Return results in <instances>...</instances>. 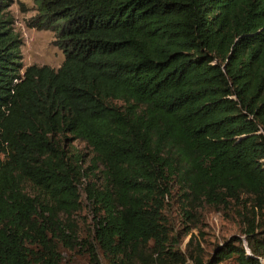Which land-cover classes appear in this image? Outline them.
Segmentation results:
<instances>
[{
	"label": "trees",
	"instance_id": "16d2710c",
	"mask_svg": "<svg viewBox=\"0 0 264 264\" xmlns=\"http://www.w3.org/2000/svg\"><path fill=\"white\" fill-rule=\"evenodd\" d=\"M30 1L27 25L52 32L63 61L21 71L0 0V264H60L77 247L91 264H186L160 224L172 183L189 211L251 214L246 250L235 240L204 264H263L264 0ZM66 136L103 169L82 187V241L69 219L85 175Z\"/></svg>",
	"mask_w": 264,
	"mask_h": 264
},
{
	"label": "rangeland",
	"instance_id": "374dc122",
	"mask_svg": "<svg viewBox=\"0 0 264 264\" xmlns=\"http://www.w3.org/2000/svg\"><path fill=\"white\" fill-rule=\"evenodd\" d=\"M7 12L11 18L12 30L20 40L21 71L31 65L47 66L56 70L61 65L63 56L55 45L54 34L49 31H37L27 25L36 14L33 3L30 0H10ZM112 104L121 106L120 102H112ZM55 142L60 147L63 146L66 155L71 156L72 162L77 157L80 159L76 165L85 175L80 179L81 186L77 188L79 209L69 219L74 225L77 240L82 241L87 237L93 216L82 187L87 183L102 185L103 169L94 162V155L83 142L73 140L70 136L58 137ZM22 189L28 195L35 194L28 185H23ZM242 201L247 202L246 208L251 207L250 201L244 196ZM163 205L161 212L163 221L160 224L167 234L166 246L171 252L181 254L186 264H192L193 260L198 258L204 264L213 258L217 251L223 250L225 244L235 240L240 241L246 250L244 230L247 222L251 220V214L249 210H241L237 202H232L229 208L224 210L202 205L189 211L181 200L178 187L172 183L169 196L164 200ZM254 225L258 226L255 229L258 238L264 237V209L256 216ZM59 252L60 264H91L83 248L77 247L71 251L60 248ZM262 263L264 264V260ZM219 264H235V262L233 259L224 258Z\"/></svg>",
	"mask_w": 264,
	"mask_h": 264
}]
</instances>
